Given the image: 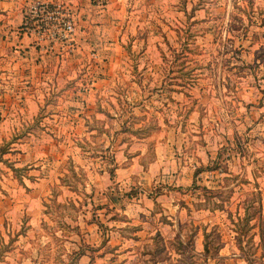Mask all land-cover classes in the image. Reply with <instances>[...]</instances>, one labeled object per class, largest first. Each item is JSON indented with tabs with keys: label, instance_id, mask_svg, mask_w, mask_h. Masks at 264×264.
<instances>
[{
	"label": "rangeland",
	"instance_id": "374dc122",
	"mask_svg": "<svg viewBox=\"0 0 264 264\" xmlns=\"http://www.w3.org/2000/svg\"><path fill=\"white\" fill-rule=\"evenodd\" d=\"M0 145V264H264V0H0Z\"/></svg>",
	"mask_w": 264,
	"mask_h": 264
},
{
	"label": "trees",
	"instance_id": "16d2710c",
	"mask_svg": "<svg viewBox=\"0 0 264 264\" xmlns=\"http://www.w3.org/2000/svg\"><path fill=\"white\" fill-rule=\"evenodd\" d=\"M7 150H8V149H7L6 146H4V145H0V160H2V156H3L5 153L8 152ZM14 170H15V169H14ZM199 170H200V168L197 169L196 171H199ZM194 174H196V172H195Z\"/></svg>",
	"mask_w": 264,
	"mask_h": 264
},
{
	"label": "built area",
	"instance_id": "2783aa9c",
	"mask_svg": "<svg viewBox=\"0 0 264 264\" xmlns=\"http://www.w3.org/2000/svg\"><path fill=\"white\" fill-rule=\"evenodd\" d=\"M47 13H48V11H46ZM41 22V26L42 27H46V28H44V29H48L49 27V23L47 22V21H44V20H41L40 21Z\"/></svg>",
	"mask_w": 264,
	"mask_h": 264
}]
</instances>
